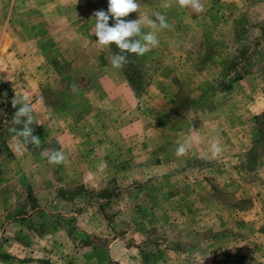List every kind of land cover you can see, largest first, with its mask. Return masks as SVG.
Here are the masks:
<instances>
[{
  "label": "rangeland",
  "instance_id": "obj_1",
  "mask_svg": "<svg viewBox=\"0 0 264 264\" xmlns=\"http://www.w3.org/2000/svg\"><path fill=\"white\" fill-rule=\"evenodd\" d=\"M165 2L124 18L171 27L117 70L107 0H0V264H264V0ZM14 97L39 147L9 131Z\"/></svg>",
  "mask_w": 264,
  "mask_h": 264
},
{
  "label": "clouds",
  "instance_id": "obj_2",
  "mask_svg": "<svg viewBox=\"0 0 264 264\" xmlns=\"http://www.w3.org/2000/svg\"><path fill=\"white\" fill-rule=\"evenodd\" d=\"M175 3L181 8H190L196 13L203 12L204 4L202 0H175ZM107 10H98L93 13L95 20L92 34L96 37L95 44L101 50L105 47L110 49L114 44L119 50L112 53L110 60L113 69H123L130 61L131 55L142 56L151 51L153 48L159 46V39L153 32L142 33V25L159 31L163 29H170L166 17L159 12L154 13V18L144 15L137 19H124L130 13L138 12L140 4L138 0H107ZM169 0H166L164 7H171ZM114 21L109 24V21ZM111 51V50H110ZM42 99V98H41ZM20 103V107L16 105ZM13 108H16L12 123L18 127H12L10 132L14 133L19 139L18 148L21 146L32 145L39 147L40 139L33 135L34 129L33 109L30 102L19 100L14 97L11 101ZM200 136L195 129L192 130V135L183 142L178 143L175 151L177 157L184 156L188 153L193 143H199ZM222 152V148L218 140L214 141L210 146V154L213 158L218 157ZM65 155L61 151H52L47 156L50 164H60L64 161Z\"/></svg>",
  "mask_w": 264,
  "mask_h": 264
},
{
  "label": "crops",
  "instance_id": "obj_3",
  "mask_svg": "<svg viewBox=\"0 0 264 264\" xmlns=\"http://www.w3.org/2000/svg\"><path fill=\"white\" fill-rule=\"evenodd\" d=\"M41 99H38L36 100L33 104L35 103H38ZM113 132H117L119 133V130H117V128H107V129H104V133L107 135V134H111ZM120 133H121V130H120ZM73 143H78L76 141H72Z\"/></svg>",
  "mask_w": 264,
  "mask_h": 264
}]
</instances>
